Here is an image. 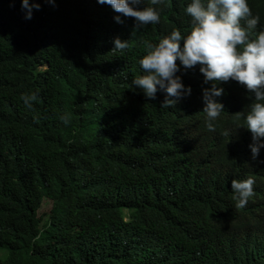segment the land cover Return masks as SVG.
Returning <instances> with one entry per match:
<instances>
[{
	"label": "trees",
	"instance_id": "obj_1",
	"mask_svg": "<svg viewBox=\"0 0 264 264\" xmlns=\"http://www.w3.org/2000/svg\"><path fill=\"white\" fill-rule=\"evenodd\" d=\"M33 2L39 10L25 19L21 8L0 0V264H190L200 257L227 264L230 253L221 246L178 256L162 223L143 217L195 165L169 155L188 135L182 118L200 112L199 89L192 88V102L161 108L162 93L149 100L130 88L141 74L137 62L114 71L90 0ZM172 5L147 26L145 53L173 28L187 33ZM31 93L28 109L21 96ZM236 130L217 120L210 131L209 157L218 165L251 154V137ZM247 163L254 173L264 170V149Z\"/></svg>",
	"mask_w": 264,
	"mask_h": 264
},
{
	"label": "clouds",
	"instance_id": "obj_2",
	"mask_svg": "<svg viewBox=\"0 0 264 264\" xmlns=\"http://www.w3.org/2000/svg\"><path fill=\"white\" fill-rule=\"evenodd\" d=\"M9 1L24 11L25 19L40 7L29 0ZM43 1L55 7L54 0ZM93 4L92 16L101 15L104 26L105 53L115 59L114 71L125 73L134 62L139 64L141 74L131 79L130 88L149 100L160 92V107L172 109L180 101L195 100L191 91L196 87L203 104L198 115L182 118L188 135L172 145L169 155L171 161L195 165L183 169L174 179L176 187L162 196L160 205L147 207L143 217L162 223L178 256H205L221 246L230 253L227 264H264V170L254 173L247 163L264 149V0ZM170 5L177 8L178 23L188 24L187 33L173 28L155 44L148 43L145 53L147 26L159 23L161 9ZM85 12L70 10L71 15ZM35 99L36 93L21 96L28 109ZM217 120L251 137L249 156H232L224 165L209 157L214 143L210 131H215ZM224 145L229 154L234 151L230 142ZM255 246L258 251L252 254ZM190 264L205 262L200 257Z\"/></svg>",
	"mask_w": 264,
	"mask_h": 264
}]
</instances>
